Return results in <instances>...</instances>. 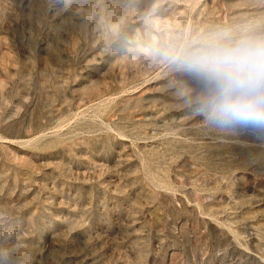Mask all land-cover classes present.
Masks as SVG:
<instances>
[{
  "label": "rangeland",
  "instance_id": "rangeland-1",
  "mask_svg": "<svg viewBox=\"0 0 264 264\" xmlns=\"http://www.w3.org/2000/svg\"><path fill=\"white\" fill-rule=\"evenodd\" d=\"M222 32L264 0H0V264H264V133L148 53Z\"/></svg>",
  "mask_w": 264,
  "mask_h": 264
},
{
  "label": "clouds",
  "instance_id": "clouds-1",
  "mask_svg": "<svg viewBox=\"0 0 264 264\" xmlns=\"http://www.w3.org/2000/svg\"><path fill=\"white\" fill-rule=\"evenodd\" d=\"M148 53L201 88L195 111L211 126L264 133V34L179 46L157 41Z\"/></svg>",
  "mask_w": 264,
  "mask_h": 264
}]
</instances>
